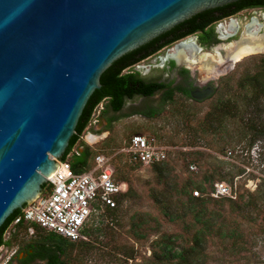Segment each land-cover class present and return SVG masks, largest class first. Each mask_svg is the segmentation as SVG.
<instances>
[{
  "label": "rangeland",
  "instance_id": "374dc122",
  "mask_svg": "<svg viewBox=\"0 0 264 264\" xmlns=\"http://www.w3.org/2000/svg\"><path fill=\"white\" fill-rule=\"evenodd\" d=\"M253 55L244 56L206 100L176 94L168 102L155 96L128 101L117 112L108 108V125L103 118L90 126L102 138L92 145L81 138L74 149L109 156L116 180H126L131 194L115 211L91 218L88 240L63 243L62 251L39 227L7 233L0 264L27 243L58 251L66 264H165L158 241L171 237L176 249L192 247L199 231L204 236L193 253L205 264H264V67ZM153 108L156 114H145ZM134 133L169 148L165 172L121 151ZM218 181L231 186L232 197L209 195ZM199 183L209 199L191 205L189 195Z\"/></svg>",
  "mask_w": 264,
  "mask_h": 264
},
{
  "label": "water",
  "instance_id": "95a60500",
  "mask_svg": "<svg viewBox=\"0 0 264 264\" xmlns=\"http://www.w3.org/2000/svg\"><path fill=\"white\" fill-rule=\"evenodd\" d=\"M235 1L0 0V227L41 193L116 59Z\"/></svg>",
  "mask_w": 264,
  "mask_h": 264
},
{
  "label": "flooded vegetation",
  "instance_id": "af4514ba",
  "mask_svg": "<svg viewBox=\"0 0 264 264\" xmlns=\"http://www.w3.org/2000/svg\"><path fill=\"white\" fill-rule=\"evenodd\" d=\"M232 20H235L237 23L236 29L229 28V23ZM202 22L205 23V26L199 27L197 30L161 46L154 52L122 69V74H133L135 78L140 80L139 83L133 86L135 89L144 91V89L148 90V87H151L150 85L154 83L163 84L152 94L137 92L133 97L126 96L124 105L126 102L134 99L144 100L155 96L160 97L162 102H168L172 101L176 94H181L195 101L211 98L222 85L225 77L237 68L239 61H235L233 54L238 49L239 42L246 33V29L254 33L258 46L259 44L263 45L262 48L259 46L260 49L246 56L254 54V58H259L264 67V0H237L213 8L209 14L201 18L200 23ZM186 28L188 26L183 27L182 30H186ZM172 35L160 39L155 45L166 41ZM190 38L193 40L196 48L199 49L196 54L198 60L195 63L191 65L186 58H183L180 63L174 58L163 59L166 58L169 50L174 48L175 45ZM151 48L150 46L147 50ZM144 51L146 49L142 52ZM203 54L210 55L209 58H206L215 64V71L217 73L208 74L206 70L200 68L201 61H207L206 58L201 59V55ZM209 87L212 88V93L209 96L203 99H197L192 96L194 91H203ZM103 101L107 103L106 107H103V111L100 112V120L106 118L105 125H108L111 119L110 116H107L109 113L107 109H111L109 107V97L104 98ZM16 231L15 229L14 232ZM58 259H61L58 251H53L48 246L27 243L20 250H16L11 254L4 264H11L13 261H16L17 264H54Z\"/></svg>",
  "mask_w": 264,
  "mask_h": 264
},
{
  "label": "built area",
  "instance_id": "2783aa9c",
  "mask_svg": "<svg viewBox=\"0 0 264 264\" xmlns=\"http://www.w3.org/2000/svg\"><path fill=\"white\" fill-rule=\"evenodd\" d=\"M97 108L80 135V139L90 145L97 143L103 136L90 131V126L100 121L101 111L96 113ZM168 150L156 137L144 133H134L121 148L131 161L143 164L165 161ZM190 168L196 169V165L191 164ZM114 174L111 158L104 153L96 154L93 165L79 172L68 160L59 159L57 169L49 176L41 193L9 222L4 235L13 233L17 225L22 223L31 232L39 227L71 241L88 240L86 227L91 218L105 212L107 208H117L120 196L127 191V183L116 180ZM200 194V190L194 191L195 196ZM209 195L232 197V188L226 182L218 181Z\"/></svg>",
  "mask_w": 264,
  "mask_h": 264
},
{
  "label": "trees",
  "instance_id": "16d2710c",
  "mask_svg": "<svg viewBox=\"0 0 264 264\" xmlns=\"http://www.w3.org/2000/svg\"><path fill=\"white\" fill-rule=\"evenodd\" d=\"M213 9H208L205 10L181 23L178 25L174 26L171 30L164 32L163 34L159 35L158 37L154 38L153 40L149 41L148 43L131 50L124 55H122L120 58L116 59L102 74L101 76V87L97 88L91 97L89 98L83 113L80 116V119L78 121V124L76 126L75 133L70 139V143L64 153V155L61 157L63 160H68L72 167L76 171H83L86 169H89L93 165V160L96 154L99 152H94L88 147L85 149L77 148L76 151L72 150L75 148V146L78 144L80 140V135L84 132L86 127L88 126L92 113L94 109L104 100V98L109 97V107L114 110L118 111L120 110L125 102V97H133L134 95L138 93L142 94H152L157 88L162 86L163 84H157L154 83L150 85L151 87H148L149 89L146 90H138L133 88L137 83L140 82L139 79L135 78L133 74H122L121 71L123 68L126 66H129L139 60L140 58H143L144 56H147L148 54L154 52L161 46L168 44L178 38H181L182 36L189 34L190 32H193L197 30L199 27L205 26V23L202 22L200 23L201 18H203L205 15L209 14ZM186 30H182L183 27H187ZM173 34L170 38H168L166 41L159 43L155 45L157 41H159L162 38L167 37L168 35ZM152 47L151 49H148L149 47ZM142 52L143 50H145ZM259 81V80H258ZM260 82V81H259ZM138 90V91H137ZM158 109H152L150 111H146V114L148 115H153L156 114L155 112ZM213 114V113H212ZM111 121V119H110ZM71 154V155H69ZM92 158V163L90 162ZM156 167H158L161 171V173L165 172L167 170L166 166L167 163L165 161L154 163ZM114 167V166H113ZM115 168V167H114ZM126 181V180H124ZM214 185V184H213ZM44 186V185H43ZM197 190H200L202 193H206V188L202 183L197 184ZM213 188V186H212ZM211 188V189H212ZM132 188L129 186L127 191H125L119 198V205L122 203V201L128 197L131 194ZM230 198V197H228ZM207 199L203 196V194H200L199 196H195L194 194L191 193L189 195V202L191 205H195V203L199 202H205ZM160 200L157 198V201ZM119 207V206H118ZM117 207V208H118ZM109 209L107 208L105 211H115V209ZM20 212V209H16L3 223V225L0 227V246L4 243H8L7 241L4 240V233L6 230L7 225L9 222ZM177 217V214L170 215V218L174 220ZM19 228H27L26 225H23L22 223L17 225V229ZM41 229V228H39ZM43 230V229H41ZM45 231V230H43ZM50 240L49 241H54L55 245L58 248V251H62V244L66 243L68 245H73V244H78V241H71L68 240L60 235H57L53 232H47ZM199 236L197 237L196 244L192 247H187V248H181V249H176L175 246L172 243L171 237L169 239H162L158 241V243L161 245V253L160 256L162 259L165 260V264H205L203 260H198L197 255L193 253L194 250H196L197 246L201 244L202 238L201 235H203L202 231H199ZM226 235V234H225ZM82 242H85V240H80ZM157 255V253H156ZM158 256V255H157ZM59 258V257H58ZM54 264H66L63 260L58 259L57 262Z\"/></svg>",
  "mask_w": 264,
  "mask_h": 264
},
{
  "label": "bare ground",
  "instance_id": "6f19581e",
  "mask_svg": "<svg viewBox=\"0 0 264 264\" xmlns=\"http://www.w3.org/2000/svg\"><path fill=\"white\" fill-rule=\"evenodd\" d=\"M256 24H258V23H256ZM236 27H237L236 21L232 20L229 23V28L230 29H233V28L236 29ZM251 27H252V24H251ZM256 42H258V41H256V38L254 37V33H252L249 29L248 30L246 29V33L242 36V38L239 42L240 45L238 46V49L233 54L235 61H240L244 56L257 51V49H260V47L261 48L263 47L262 44H259V46H260L259 47ZM198 50L199 49L196 48L193 40L190 38V39H187L185 41H182L178 45H175L174 48L169 50V53L167 54L166 58H163V59L174 58L177 60L178 63H180L183 58H186L188 63H190L192 65V63H195L198 60L196 58V56H197L196 54H197ZM209 56H210L209 54H203V55H201V59H204L206 57L209 58ZM208 58H206L207 61H201L202 63H201L200 68H206L210 73L215 74V72H216L215 67L216 66Z\"/></svg>",
  "mask_w": 264,
  "mask_h": 264
}]
</instances>
